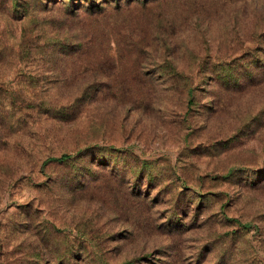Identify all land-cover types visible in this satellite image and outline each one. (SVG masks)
I'll use <instances>...</instances> for the list:
<instances>
[{
    "label": "rangeland",
    "instance_id": "374dc122",
    "mask_svg": "<svg viewBox=\"0 0 264 264\" xmlns=\"http://www.w3.org/2000/svg\"><path fill=\"white\" fill-rule=\"evenodd\" d=\"M6 1L0 264H264V0Z\"/></svg>",
    "mask_w": 264,
    "mask_h": 264
},
{
    "label": "trees",
    "instance_id": "16d2710c",
    "mask_svg": "<svg viewBox=\"0 0 264 264\" xmlns=\"http://www.w3.org/2000/svg\"><path fill=\"white\" fill-rule=\"evenodd\" d=\"M59 1V0H58ZM57 1V2H58ZM75 1H79L80 4H78L77 6H74L73 4H77L75 3ZM87 2V1H92V0H68L67 3H64V4H56L57 2H54L53 4L58 6V7H64L68 10V14L71 15L72 17L74 18H78L79 16H81V13H82V4L83 2ZM5 2L7 3V1L5 0ZM50 3V0L48 1ZM4 8H6L7 6L11 8V10H9L7 8V11L9 10L10 13L13 11L12 9L14 7H16L17 5H14L12 3V5H9V4H4L3 5ZM6 6V7H5ZM93 7V6H92ZM48 8L51 10L53 9L54 7L53 6H48ZM13 15L17 16V12H12ZM15 16H12L13 18ZM70 17V16H69ZM26 19H27V15L23 16L20 18L21 20V25H20V31H21V39L19 40V42L16 44V49L18 51H22V52H25L29 55L33 54L35 52V50H39V51H43L44 49H48L50 51H76L78 50V48L81 46V44H78L80 43V37H79V34L76 35V37H68V36H57L55 38V40H53L50 44V46H46V43H43L45 45H41V44H36L32 38H30V36H32V30L30 28V24L26 22ZM12 28L11 26L9 25H6L5 28L1 29L0 27V35H6L4 32H6L7 29H10ZM58 30V29H57ZM59 31V30H58ZM33 37V36H32ZM48 39H50L48 37ZM47 41V40H46ZM51 41V40H50ZM3 40L2 38L0 37V48L1 46H3L2 44ZM78 42V43H77ZM15 45V44H14ZM70 159H72V156L69 155V154H62L59 158H55V159H52V160H48L46 161L44 164H46L47 162L49 161H56V162H67L69 161Z\"/></svg>",
    "mask_w": 264,
    "mask_h": 264
}]
</instances>
